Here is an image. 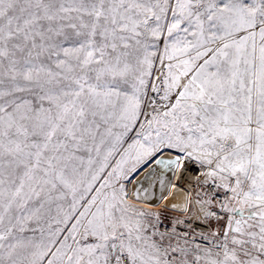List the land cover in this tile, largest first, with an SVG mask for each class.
I'll return each instance as SVG.
<instances>
[{"label": "snow or ice", "instance_id": "snow-or-ice-1", "mask_svg": "<svg viewBox=\"0 0 264 264\" xmlns=\"http://www.w3.org/2000/svg\"><path fill=\"white\" fill-rule=\"evenodd\" d=\"M0 264H264V0H0Z\"/></svg>", "mask_w": 264, "mask_h": 264}]
</instances>
